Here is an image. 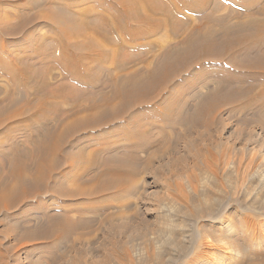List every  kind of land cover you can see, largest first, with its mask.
<instances>
[{
    "label": "bare ground",
    "instance_id": "6f19581e",
    "mask_svg": "<svg viewBox=\"0 0 264 264\" xmlns=\"http://www.w3.org/2000/svg\"><path fill=\"white\" fill-rule=\"evenodd\" d=\"M88 1L93 4L81 7ZM39 6L48 11L37 14ZM2 11L18 22L11 25L0 17V31L17 32L42 20L50 26L52 39L39 37L34 55L61 67L65 79L47 93L38 90L31 126H21L25 141L16 140L20 128L11 130L16 125L7 127L0 141L6 167L0 175V228L7 226L3 234H14L20 248L36 236L69 234L79 224L72 211L97 210L95 204L76 206V201L132 190L122 181L137 172V151L153 142L151 124L144 131L134 126L151 111V92L184 95L163 106L170 124L177 119L196 123L205 112L213 119L225 109L222 100L241 110L264 108V0H0ZM162 29L169 39L152 52L150 36ZM34 58L22 60L29 80L35 76L29 66ZM108 68L104 90L84 88L98 84ZM194 70L200 83L185 90L184 83L193 78L186 75ZM177 110L181 113L175 116ZM20 116L0 113V129ZM124 127H131L124 134L127 144H107L98 134ZM70 179L79 187H65Z\"/></svg>",
    "mask_w": 264,
    "mask_h": 264
},
{
    "label": "rangeland",
    "instance_id": "374dc122",
    "mask_svg": "<svg viewBox=\"0 0 264 264\" xmlns=\"http://www.w3.org/2000/svg\"><path fill=\"white\" fill-rule=\"evenodd\" d=\"M92 4L88 1L81 7ZM47 11L45 6L36 9L37 14ZM0 17L11 25L18 22L7 12L2 11ZM49 27L42 20L17 32L0 31V113L21 112L16 121L0 129V141L10 125H16L11 130L20 128L16 140L25 141L21 126H31L28 123L35 116L38 90L47 93L65 80L61 67L41 63L34 55L39 37L52 39ZM168 34L162 29L150 36L152 52L157 51L158 43L169 39ZM32 56L36 60L29 66L35 76L29 80L28 65L22 60ZM201 71L207 74L209 68ZM108 72L109 68L102 72L98 84L84 88L104 90ZM194 73L186 75L193 78L184 83L185 90L199 85ZM183 96L149 94L151 111L134 126L144 131L152 125L148 135L153 142L137 151L138 170L122 181V186L130 185L132 190L107 191L76 201V206L95 204L97 210L72 211L71 217L79 224L69 234L49 240L36 236L21 248L20 240L14 234H3L7 226H2L6 238L0 236V264H264V108L241 110V105L222 100L225 109L213 119L205 112L196 123L179 119L168 123L163 106H172ZM180 113L177 110L175 116ZM130 128L119 132L104 129L98 134L107 144H127L124 134ZM3 163L0 156V175L6 170ZM79 185L78 180L70 179L65 187ZM94 185L87 184L88 191ZM34 244L38 248L34 249Z\"/></svg>",
    "mask_w": 264,
    "mask_h": 264
}]
</instances>
